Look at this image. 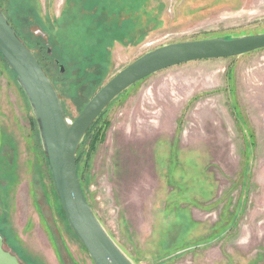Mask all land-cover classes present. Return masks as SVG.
Instances as JSON below:
<instances>
[{
	"label": "rangeland",
	"instance_id": "1",
	"mask_svg": "<svg viewBox=\"0 0 264 264\" xmlns=\"http://www.w3.org/2000/svg\"><path fill=\"white\" fill-rule=\"evenodd\" d=\"M0 9L46 66L69 120L154 49L264 33V0H0ZM1 59L4 249L22 264H93ZM101 114L100 139L89 154L90 138L79 147L77 173L134 264H264V49L153 74Z\"/></svg>",
	"mask_w": 264,
	"mask_h": 264
},
{
	"label": "water",
	"instance_id": "2",
	"mask_svg": "<svg viewBox=\"0 0 264 264\" xmlns=\"http://www.w3.org/2000/svg\"><path fill=\"white\" fill-rule=\"evenodd\" d=\"M264 49V33L180 42L154 49L119 71L73 119L34 54L0 12V56L22 90L36 123L54 190L69 228L93 264H134L103 228L87 201L77 175L76 155L91 125L127 89L161 71L197 61L241 57ZM60 72L63 68L60 66ZM0 264H22L4 249Z\"/></svg>",
	"mask_w": 264,
	"mask_h": 264
},
{
	"label": "trees",
	"instance_id": "3",
	"mask_svg": "<svg viewBox=\"0 0 264 264\" xmlns=\"http://www.w3.org/2000/svg\"><path fill=\"white\" fill-rule=\"evenodd\" d=\"M0 12L3 13V12L1 11V9H0ZM3 14H4V13H3ZM6 18H7V17H6ZM7 20H8V18H7ZM8 23H9V24L12 26V28L14 29L13 25L10 23L9 20H8ZM14 31L16 32L15 29H14ZM16 35H17V37L23 42V40L20 38V36L17 34V32H16ZM23 43H24V42H23ZM24 44H25V43H24ZM26 46H27V45H26ZM27 48H28L29 50H31L30 47L27 46ZM31 52L33 53V51H31ZM33 54H34L35 58L37 59L38 63L41 65V67H42V69L44 70V72L46 73V75L48 76V78L50 79V77H49V75H48V73H47V68H46V66H43L40 57L37 56L35 53H33ZM0 58H1V56H0ZM1 60H2V59H1ZM2 62H3V64L5 65L4 61H2ZM56 64H57V63H56ZM5 67L7 68L6 65H5ZM7 69H8V68H7ZM10 73H11L12 76L15 78V75H14L11 71H10ZM50 80H51V79H50ZM51 82H52V84L54 85V87H55V89H56V91H57V93H58V96H60V93H59V91H58V89H57V87H56V84H55L52 80H51ZM17 86H18V85H17ZM18 88H19V86H18ZM19 90H20L21 94L24 96L22 90H21L20 88H19ZM24 97H25V96H24ZM59 98H61V96H60ZM25 99H26V98H25ZM26 102H27V100H26ZM61 102H62V100H61ZM27 104H28V103H27ZM28 106H29V105H28ZM62 106H63V103H62ZM83 108H84V107H83ZM29 109H30V108H29ZM63 109H64V107H63ZM64 111H65V109H64ZM102 116H103V114H100V116H99V117L95 120V122L91 125V127L88 129V131H87V133H86V135H85V137H84V139H83V141H82V143H81V145H80V147H81L82 145H84L85 140L88 139V138H90V142H89L90 144H89V148H88V154H89V152H92V151H93V149H94V147H95V146H94L95 141L100 139V135H101V132H102V127H103V125L100 124V120H101ZM30 120H31V122H29V123L31 124L32 129L35 131L37 144H38L39 147H41L40 140H39V135H38L37 127H36V123H35L33 117H31ZM41 149H42V148H41ZM42 152H43V151H42ZM78 152H79V150H78ZM44 156H45V154H44ZM45 159H46V156H45ZM46 160H47V159H46ZM79 164H80V154H77V155H76V167H78ZM47 165H48V163H47ZM77 175H78V173H77ZM78 178H79V181H80V186H81V188H82V183H81V178H80V176H78ZM51 184H52V182H51ZM61 209H62V208H61ZM63 215H64V213H63Z\"/></svg>",
	"mask_w": 264,
	"mask_h": 264
}]
</instances>
